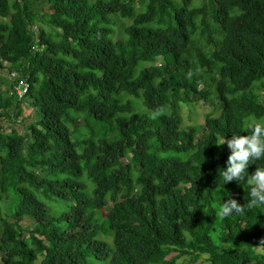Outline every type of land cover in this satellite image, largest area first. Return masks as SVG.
Wrapping results in <instances>:
<instances>
[{
  "label": "trees",
  "instance_id": "1",
  "mask_svg": "<svg viewBox=\"0 0 264 264\" xmlns=\"http://www.w3.org/2000/svg\"><path fill=\"white\" fill-rule=\"evenodd\" d=\"M0 70V264H264L216 145L264 121V0H0Z\"/></svg>",
  "mask_w": 264,
  "mask_h": 264
},
{
  "label": "clouds",
  "instance_id": "2",
  "mask_svg": "<svg viewBox=\"0 0 264 264\" xmlns=\"http://www.w3.org/2000/svg\"><path fill=\"white\" fill-rule=\"evenodd\" d=\"M248 129L246 135L233 134L228 138L222 136L216 143L217 146L226 145L230 153L225 161V167L220 169L224 185L232 181L245 180L250 186L248 193L250 198L243 206L228 193L217 211L219 218L239 214L244 208L264 207V167H256L251 174L248 172L250 165L264 159V122L252 120L248 124ZM260 243L264 245V240Z\"/></svg>",
  "mask_w": 264,
  "mask_h": 264
},
{
  "label": "rangeland",
  "instance_id": "3",
  "mask_svg": "<svg viewBox=\"0 0 264 264\" xmlns=\"http://www.w3.org/2000/svg\"><path fill=\"white\" fill-rule=\"evenodd\" d=\"M128 24L127 20H123L121 22H119L116 27L113 28L114 33H119V35L122 33V26L125 27ZM123 35V34H121ZM161 68L164 69L163 66H161ZM14 76L11 74H8L7 71H2L0 70V92L1 93H5L6 90L9 88L10 84L14 81ZM209 107L208 106H203V105H191L189 107H185L182 110V115H183V124H193L194 127L201 125L203 123V115L206 112H209ZM33 112L32 109L26 105L23 106L22 108V116L24 118L27 117H32ZM260 122H264L263 120ZM12 125L8 122L3 124L2 130L9 132L11 129ZM19 132H21V130L19 129ZM0 215H3V209L1 207V203H0ZM21 227L24 229L25 227H27V222L26 220H22V222L20 223ZM26 235V232L24 233ZM104 238V237H103ZM105 241H108L106 238H104ZM257 251H259L260 253H264V247H260L257 248ZM185 259H182V261L184 262ZM185 264H187V262H184ZM33 264H40V257L38 256L37 259L34 261ZM199 264H205L203 259L201 260V263Z\"/></svg>",
  "mask_w": 264,
  "mask_h": 264
},
{
  "label": "built area",
  "instance_id": "4",
  "mask_svg": "<svg viewBox=\"0 0 264 264\" xmlns=\"http://www.w3.org/2000/svg\"><path fill=\"white\" fill-rule=\"evenodd\" d=\"M15 78H14V81L16 79H18L19 77L15 74H12ZM27 84L23 81V80H19L18 81V85H16L15 87V93L17 95L18 98H21L27 91Z\"/></svg>",
  "mask_w": 264,
  "mask_h": 264
}]
</instances>
